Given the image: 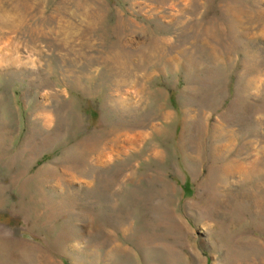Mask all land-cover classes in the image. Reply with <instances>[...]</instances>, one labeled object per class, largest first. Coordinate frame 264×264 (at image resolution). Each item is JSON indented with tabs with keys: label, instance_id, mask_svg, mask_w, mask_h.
<instances>
[{
	"label": "rangeland",
	"instance_id": "rangeland-1",
	"mask_svg": "<svg viewBox=\"0 0 264 264\" xmlns=\"http://www.w3.org/2000/svg\"><path fill=\"white\" fill-rule=\"evenodd\" d=\"M0 264H264V0H0Z\"/></svg>",
	"mask_w": 264,
	"mask_h": 264
}]
</instances>
